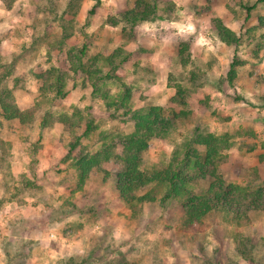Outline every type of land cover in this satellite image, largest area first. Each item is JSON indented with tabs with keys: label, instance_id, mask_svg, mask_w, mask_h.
<instances>
[{
	"label": "rangeland",
	"instance_id": "obj_1",
	"mask_svg": "<svg viewBox=\"0 0 264 264\" xmlns=\"http://www.w3.org/2000/svg\"><path fill=\"white\" fill-rule=\"evenodd\" d=\"M57 1L61 13L65 0ZM93 15H88L92 2L85 0L77 15L72 40L64 46H89L88 56H108L121 48L130 60L123 63L120 73L131 92L134 109L160 106L165 113L180 115L177 126L165 139H153L142 155L141 167L151 170L169 160L173 150L184 138L198 132L228 133L231 147L222 153L219 172L227 183L258 187L264 182V46L260 32L253 28L257 18L264 16V3L256 4L250 19L244 20L242 4L257 0H170L158 8L150 21L134 29L126 23L116 27L107 18L124 9L125 0H100ZM132 4V0H128ZM47 0H16L6 11L0 2V44L3 62L32 44L35 56L28 67L17 75L26 78L14 97L21 109L38 98L39 81L28 74L45 71L50 65L69 73L67 96L56 103L54 110L70 112L73 107L84 111L99 126L88 146L99 147L100 131L128 133V118L109 116L105 106L93 99L89 90L79 86L80 77L68 71L64 53L46 52L60 34L56 22L45 25ZM223 18L226 26L240 35L237 50L221 44L210 29V20ZM51 26L48 38L47 27ZM133 30V31H132ZM45 37H44V36ZM251 36L255 40L248 44ZM190 46L191 65L182 68L177 50L179 43ZM261 47V49H258ZM243 65L237 69V80L227 93L216 90L215 84L225 76L233 56ZM195 75L193 82H190ZM171 77V81H170ZM177 85L186 91L185 104L176 103ZM111 93L119 87L110 85ZM112 113V112H111ZM185 113V116L182 115ZM111 115V114H110ZM40 132L37 126L19 128L4 124L2 139L11 144V173L17 180L27 171L35 156L31 143ZM41 150L36 158V178L27 175L33 185L6 192L0 187V264H8L3 247L12 241L28 252L25 264H247L236 254L234 236L249 239L254 264H264V212L248 214V223L236 226L228 218L214 213L192 231H183L180 203H144L132 214L117 200L115 175L121 165L110 160L103 165L105 173H92L82 190L76 189V175L69 169L57 173L50 169L51 160L66 154L65 145L72 140L62 126L42 130ZM85 144H87L85 142ZM207 181L196 188L207 186ZM253 246V247H252ZM121 253V254H119ZM119 255V258H118ZM118 259V260H117Z\"/></svg>",
	"mask_w": 264,
	"mask_h": 264
},
{
	"label": "trees",
	"instance_id": "obj_2",
	"mask_svg": "<svg viewBox=\"0 0 264 264\" xmlns=\"http://www.w3.org/2000/svg\"><path fill=\"white\" fill-rule=\"evenodd\" d=\"M15 1L0 0L6 11L12 9ZM47 1L46 13L52 15V19L48 20L49 16H46L45 25L56 22L60 28V35L48 44L45 55L48 62L51 61L52 53H64L68 71L72 76L80 77V89L89 90L93 99L103 103L109 116L128 118L132 122V128L128 133L100 131L97 134L99 147L92 150L88 143L96 136L99 126L88 114L89 108L82 111L73 107L70 112L54 110L56 103L67 96V78L71 75L52 65L38 73L29 69L28 74L39 81V96L31 106L21 109L15 101L14 92L16 89H22L26 78L17 75V71L32 63L36 45L43 38H34L29 47L24 46L9 62L2 60L0 44V131L4 124H14L19 128H31L36 125L40 132L37 140L31 143V152L35 159L30 160L27 171L17 180L11 173V144L0 136V187L4 193L12 191V182L19 181L22 188L33 185L27 175L36 178L39 163L36 156L41 150L42 130L51 128L54 124L62 126L72 140L65 145L66 154L60 160H51L49 168L58 174L71 169L76 175V189L82 190L92 173H105L103 165L110 160L116 161L122 166L115 175L117 200L127 206L132 214L140 210L144 203L159 202L160 206L164 207L167 203L175 201L180 203L183 211L181 229L192 231L214 213H219L234 225L241 226L249 222V213L264 212V182L258 187L227 183L219 172V166L224 159L222 153L231 147V137L228 133L193 134L183 139L164 164L151 170H143L142 155L148 150L150 141L167 138L175 130L180 115L174 112L165 113L160 106L134 109L130 89L120 73L123 63L129 61L130 57L125 55L121 48L108 56H88L89 46L86 44L70 46L65 52L63 47L67 46L76 32L74 24L85 0H65L66 5L61 13L57 11V1ZM89 1L92 6L88 15H93L101 1ZM165 2L171 1L132 0V4H129V1L125 0L124 9L109 16L106 22L115 27L119 23H126L134 29L135 26L150 21L159 6ZM258 3H264V0H257L252 5L242 4L245 21L250 19V13ZM51 28L47 27L46 37L43 35L45 38L49 37ZM210 29L221 44L234 50L240 46V35L230 30L223 18L211 19ZM253 30L260 32L259 43L263 47L264 16L258 17L257 23L247 32L250 34ZM253 40L255 37L251 36L247 43L251 44ZM177 57L182 68L191 65L190 46L187 43H179ZM242 65L243 62L234 55L225 76L219 78L215 84L216 90L227 93L236 82L237 69ZM194 79L195 75L190 82ZM112 84L119 87L118 93H111ZM177 92L176 103L184 105L186 91L177 85ZM182 115L185 116V113ZM205 181L208 182L207 186L197 192L196 188ZM234 239L237 244L236 254L247 264H254L251 250L247 247V242L250 244L249 239L238 234H235ZM25 250L23 245L16 247L10 241L3 247L6 262L25 264L28 258V252ZM71 263L72 260L69 259L62 264Z\"/></svg>",
	"mask_w": 264,
	"mask_h": 264
}]
</instances>
